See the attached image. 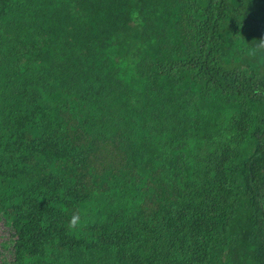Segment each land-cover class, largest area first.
Segmentation results:
<instances>
[{
    "label": "trees",
    "instance_id": "1",
    "mask_svg": "<svg viewBox=\"0 0 264 264\" xmlns=\"http://www.w3.org/2000/svg\"><path fill=\"white\" fill-rule=\"evenodd\" d=\"M261 39L264 0H0V264H264Z\"/></svg>",
    "mask_w": 264,
    "mask_h": 264
},
{
    "label": "clouds",
    "instance_id": "2",
    "mask_svg": "<svg viewBox=\"0 0 264 264\" xmlns=\"http://www.w3.org/2000/svg\"><path fill=\"white\" fill-rule=\"evenodd\" d=\"M261 53H264V39L255 40V43L252 42L248 48V54L250 56H257ZM81 223L80 216L74 213L69 221L68 228L70 230H78Z\"/></svg>",
    "mask_w": 264,
    "mask_h": 264
}]
</instances>
